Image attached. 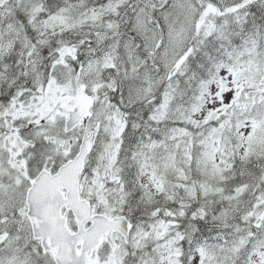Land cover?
<instances>
[{
    "label": "snow or ice",
    "instance_id": "6c2138e0",
    "mask_svg": "<svg viewBox=\"0 0 264 264\" xmlns=\"http://www.w3.org/2000/svg\"><path fill=\"white\" fill-rule=\"evenodd\" d=\"M0 264H264V0H0Z\"/></svg>",
    "mask_w": 264,
    "mask_h": 264
}]
</instances>
